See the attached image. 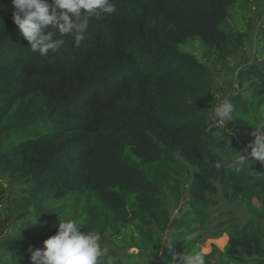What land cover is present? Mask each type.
Returning a JSON list of instances; mask_svg holds the SVG:
<instances>
[{
    "label": "trees",
    "instance_id": "1",
    "mask_svg": "<svg viewBox=\"0 0 264 264\" xmlns=\"http://www.w3.org/2000/svg\"><path fill=\"white\" fill-rule=\"evenodd\" d=\"M114 3L79 45L69 39L44 57L13 23L11 0H0V264H33L31 250L60 218L99 232L111 264H171L174 252L264 264V164L233 165L264 124V0ZM253 5L250 30L234 28L229 19L240 24ZM255 38L226 98L233 119L218 124L207 61L230 60ZM189 40L204 59L181 49ZM219 194L244 202L248 217ZM225 234L224 249L201 251Z\"/></svg>",
    "mask_w": 264,
    "mask_h": 264
},
{
    "label": "clouds",
    "instance_id": "2",
    "mask_svg": "<svg viewBox=\"0 0 264 264\" xmlns=\"http://www.w3.org/2000/svg\"><path fill=\"white\" fill-rule=\"evenodd\" d=\"M11 5L13 23L31 50L44 57L59 52L69 39L79 45L86 38L92 18L101 20L116 11L114 0H11ZM214 111L221 123L230 121L234 105L226 99ZM250 135L254 139L239 151L234 166L244 165L249 158L264 164V124L254 127ZM214 151L220 157L215 163L219 168L223 149L217 147ZM56 227V233L43 241V249L31 250L33 264H103V258L109 257V248L102 246L100 233L85 231L78 220L60 218ZM171 264H206V261L200 252L187 255L174 252Z\"/></svg>",
    "mask_w": 264,
    "mask_h": 264
},
{
    "label": "rangeland",
    "instance_id": "3",
    "mask_svg": "<svg viewBox=\"0 0 264 264\" xmlns=\"http://www.w3.org/2000/svg\"><path fill=\"white\" fill-rule=\"evenodd\" d=\"M241 3H239V6ZM238 7L237 9H239ZM255 8L253 5L252 9H250L247 12H241V19L240 24L237 25L236 23V17L235 14L233 17L229 19L232 26L236 29L240 30H250L249 25L251 24L250 18H253L252 11ZM236 9V10H237ZM241 11V10H240ZM254 32V31H253ZM258 34L256 35L257 38ZM255 38V42H249L244 45H242L239 49L235 51V56L231 58L230 60H222L218 61L214 57H210L208 59V63L210 65V69L212 71V74L214 76V92H215V99L216 104L214 108L212 109V115L214 122H218V118L215 115V107L222 103L224 99H226L228 96L235 93L238 89V79H239V71L240 69L247 67L254 55H255V49L257 47V41ZM181 49H184L189 52H193L198 54L202 59H204V47L195 41L189 40L187 43L183 44L181 46ZM189 171H193L194 167L191 165H187ZM187 179H190L188 175H186ZM6 180V179H5ZM219 199L220 205L226 209V210H233L236 212V216L241 217L242 219H246L248 217L246 205L242 201H228L223 198L221 194L216 196ZM174 207H172V210L174 211ZM175 212V211H174ZM169 234L165 235V238H167ZM224 238H206L203 243L201 244V251L202 252H210L213 248V244L216 245L220 249H224L227 242L222 241ZM110 245H107L106 247L109 248ZM132 252H137L136 249H132ZM117 258V257H116ZM136 261H132L128 264H134ZM139 262V263H138ZM138 264H157L156 261H152L146 257H142L140 260H138Z\"/></svg>",
    "mask_w": 264,
    "mask_h": 264
},
{
    "label": "crops",
    "instance_id": "4",
    "mask_svg": "<svg viewBox=\"0 0 264 264\" xmlns=\"http://www.w3.org/2000/svg\"><path fill=\"white\" fill-rule=\"evenodd\" d=\"M223 237H225L224 239H222V241H224V242H227L228 241V235H223L222 237H220L219 239H221V238H223ZM203 253H207V252H203ZM209 253V252H208Z\"/></svg>",
    "mask_w": 264,
    "mask_h": 264
},
{
    "label": "built area",
    "instance_id": "5",
    "mask_svg": "<svg viewBox=\"0 0 264 264\" xmlns=\"http://www.w3.org/2000/svg\"><path fill=\"white\" fill-rule=\"evenodd\" d=\"M217 123H218V124H221V125L223 124V123H221L220 121H218Z\"/></svg>",
    "mask_w": 264,
    "mask_h": 264
},
{
    "label": "water",
    "instance_id": "6",
    "mask_svg": "<svg viewBox=\"0 0 264 264\" xmlns=\"http://www.w3.org/2000/svg\"><path fill=\"white\" fill-rule=\"evenodd\" d=\"M135 252V251H134Z\"/></svg>",
    "mask_w": 264,
    "mask_h": 264
}]
</instances>
